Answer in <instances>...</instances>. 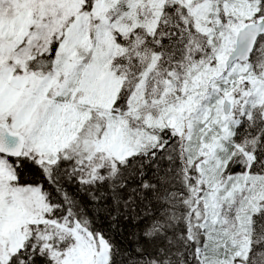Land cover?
I'll use <instances>...</instances> for the list:
<instances>
[{"label":"snow or ice","instance_id":"snow-or-ice-1","mask_svg":"<svg viewBox=\"0 0 264 264\" xmlns=\"http://www.w3.org/2000/svg\"><path fill=\"white\" fill-rule=\"evenodd\" d=\"M0 264H264V0H0Z\"/></svg>","mask_w":264,"mask_h":264}]
</instances>
